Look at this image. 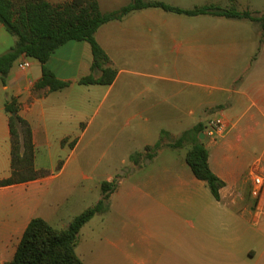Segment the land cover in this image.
Wrapping results in <instances>:
<instances>
[{
	"label": "crops",
	"instance_id": "1",
	"mask_svg": "<svg viewBox=\"0 0 264 264\" xmlns=\"http://www.w3.org/2000/svg\"><path fill=\"white\" fill-rule=\"evenodd\" d=\"M46 1L56 4L68 0ZM145 1L163 2L182 9L212 5L238 12L249 11L254 16L264 14V0H199L187 7L184 5L187 0ZM131 2L97 0L99 10L104 14ZM259 39V25L247 19L211 14L190 17L147 8L132 11L121 20L107 22L95 33V40L107 55L109 65L117 71L111 85L78 84L80 78L89 75L92 63L86 42H67L46 62V67L58 80L69 83L58 91L34 90L41 78V65L35 59L26 58L30 67L21 71L17 68L22 59L19 57L10 68L5 83L0 80V180L11 174L8 116L4 110L5 103L11 98L16 99L19 115L31 127L34 168L45 170L48 175L0 188V264L12 259L22 233L33 217L48 218L43 206H50V203L45 198L54 179L63 175L66 168V162L52 157L51 148H66L74 137V125L85 122V114L93 108L97 98L111 88H120L122 93L125 89L132 91L135 84L141 83L144 91L131 92L129 102L121 103L120 98L124 97L120 94L118 98L116 93L120 113H153L154 97L170 98L167 85L153 86L155 77L166 74V82L170 80V74L176 78L185 75L193 78L194 90L180 97L186 115L211 108L222 114L225 133L215 141L204 138L203 144L209 154L210 169L225 185L219 191V201L207 206L191 201L184 206H166L169 197L159 185L170 169L162 167L146 172L135 183L137 191L152 197L153 206L143 207L154 215L168 214L163 221L177 227L178 233L137 236L138 252L134 253L132 264H264V188L258 199L250 196L251 172L257 168L256 173L264 178V167L255 165L250 169L249 195L246 197L240 192L247 178L238 187L241 175L232 157L234 153H242L239 151L242 144L247 146L264 137V64L261 62L264 38L261 42ZM14 43L15 39L0 23V55ZM205 86L211 90L209 94L202 93ZM105 87L106 91L103 90ZM181 123L184 121L178 118L172 127L169 126L175 129ZM142 130V149L145 150L146 146L159 140L165 129L144 126ZM159 153L160 149L156 150L153 160ZM42 156L51 166L54 161H60L58 173H52V169L42 164ZM133 156V153L128 155V161H133ZM184 156V164L173 171L178 175L182 191L188 190L199 196L206 184L194 177ZM239 203L243 206H230ZM60 217L57 215V220ZM234 225L238 228L237 235H232ZM218 228L223 230L217 233ZM152 242H159L163 247L155 251ZM119 243L121 245V238ZM120 252L117 241L114 256Z\"/></svg>",
	"mask_w": 264,
	"mask_h": 264
},
{
	"label": "rangeland",
	"instance_id": "2",
	"mask_svg": "<svg viewBox=\"0 0 264 264\" xmlns=\"http://www.w3.org/2000/svg\"><path fill=\"white\" fill-rule=\"evenodd\" d=\"M196 3H199V0H187L184 5L187 7ZM261 62L264 64V55L261 57ZM166 76L168 75H159L153 79L154 88L167 85L170 96L169 100L154 97L153 113L143 112L136 115L120 113L121 105L117 102L116 93L118 98L120 94L124 97L120 98L121 103L129 102L131 92L138 94L144 91L141 83L135 84L132 91L125 89L122 93L120 88H111L106 94L103 93L97 98L93 108L85 114V122L74 125L72 128L74 137L69 140L66 148L63 150L57 147L51 148L53 158L66 162L64 174L54 179L50 192L45 198L50 206H43V211L48 213L46 220L53 227L66 228L75 216L92 207L101 197L102 182L114 184V191L105 204V210L96 214L78 234L76 253L84 264H132L138 252L135 244L137 236L178 233L177 227L169 226L163 221L168 218V214L154 215L143 207L153 206L152 197L147 196L144 191H137L135 183L148 171L162 167L170 169V172L164 174L159 185L169 197L166 206H184L190 201L202 206L215 203L206 186L199 196L188 190H181L178 175L173 170L184 164L183 156L190 145L173 149L169 144L174 143L184 130L190 129L195 124L200 122L205 126L208 120L217 116L219 110L200 109L193 115H186L180 97L194 90L193 78L188 75L176 78L170 74V80L166 82ZM207 87L202 89L203 94L211 92ZM103 90L106 91L107 87ZM178 118L184 123H181L179 128L171 129L170 126L172 127L173 122ZM88 121L87 128L83 132ZM144 126H152L154 130L165 129L162 134L160 133L158 140L160 153L154 160L144 155L151 153V150L142 149ZM239 151L242 153L232 155L235 160L234 166L238 167L237 172L241 175L238 187L246 178L247 183L249 182L248 174L253 166L264 167V137L247 146L246 143L242 144ZM132 153L133 161H128V155ZM42 164L52 169V173H58L60 169L57 168L60 161L59 163L54 161L51 166L45 161V156H42ZM247 183L243 184L240 192L246 197L249 195L250 184ZM230 206H243V203ZM57 215H61L60 220H57ZM217 230V233H220L223 229ZM237 234H239L238 228L234 225L232 235ZM117 241L121 252L114 256ZM151 247L156 251L163 246L159 242H152Z\"/></svg>",
	"mask_w": 264,
	"mask_h": 264
},
{
	"label": "trees",
	"instance_id": "3",
	"mask_svg": "<svg viewBox=\"0 0 264 264\" xmlns=\"http://www.w3.org/2000/svg\"><path fill=\"white\" fill-rule=\"evenodd\" d=\"M147 8L190 17L211 14L229 19H247L259 25V42L264 38V14L254 16L249 11L238 12L212 5L182 9L163 2L132 0L121 9L104 14L100 12L97 0H68L56 4L46 0H0V23L15 38L14 45L0 55V80L5 83L13 63L22 56L35 59L41 65V78L34 90L48 88L49 92H53L69 86L68 82L58 80L45 64L56 49L76 41L88 43L92 56L90 73L80 78L78 84L111 85L117 71L109 65L107 55L95 40V33L107 22L121 20L132 11ZM4 110L8 116L11 174L0 180V188L47 176V171L34 168L31 127L19 115L16 99L8 100ZM203 130L204 125L199 122L184 130L169 147L174 149L190 145L184 156L185 163L197 180L205 182L213 199L219 201V191L225 184L210 169L208 151L203 141L198 139ZM159 148L160 141L146 146V150L152 151L146 153V157L152 158ZM113 191V182H102L100 199L75 216L63 229L53 227L41 217H33L23 231L12 259L4 264H84L76 253L78 234L96 214L105 210Z\"/></svg>",
	"mask_w": 264,
	"mask_h": 264
},
{
	"label": "built area",
	"instance_id": "4",
	"mask_svg": "<svg viewBox=\"0 0 264 264\" xmlns=\"http://www.w3.org/2000/svg\"><path fill=\"white\" fill-rule=\"evenodd\" d=\"M30 67L29 61L22 57L21 61L17 64V68L24 71ZM226 124L220 112L217 113L215 118H211L207 121L204 126L203 134L206 139L215 141L218 137L225 133ZM257 168H254L251 172L252 187L250 190V196L254 199L260 197L261 192L264 188V178L263 176L256 173Z\"/></svg>",
	"mask_w": 264,
	"mask_h": 264
},
{
	"label": "water",
	"instance_id": "5",
	"mask_svg": "<svg viewBox=\"0 0 264 264\" xmlns=\"http://www.w3.org/2000/svg\"><path fill=\"white\" fill-rule=\"evenodd\" d=\"M198 139H199L200 141H202V140L204 139V134H203V133L199 134Z\"/></svg>",
	"mask_w": 264,
	"mask_h": 264
}]
</instances>
